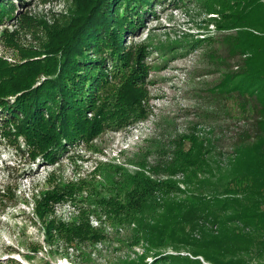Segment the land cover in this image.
<instances>
[{
  "label": "trees",
  "instance_id": "1",
  "mask_svg": "<svg viewBox=\"0 0 264 264\" xmlns=\"http://www.w3.org/2000/svg\"><path fill=\"white\" fill-rule=\"evenodd\" d=\"M165 1L78 0L69 24L38 52H21L20 62L0 58V131L5 138H23L31 159L54 164L68 147L87 145L105 129L143 118L148 53L143 46L126 47L124 39ZM183 1L170 0L174 5ZM224 1L231 13L223 20L235 29L225 38L229 58L240 60L209 91L223 97L231 126L221 127L220 137L210 128L174 141L172 158L163 168L181 172L185 191L117 167L123 178L107 197L84 180L44 193L35 201V213L46 240L62 241V252L107 238L102 227L90 224V213L99 212L97 220L103 216L115 232L133 225L130 244L185 246L210 264H264V0ZM11 21L36 25L27 13H17L10 0H0V26ZM224 134H230L229 151L224 142L219 146ZM17 151L24 152L18 146ZM83 190L95 197L76 219L45 221L51 204L74 200ZM206 225L214 231L205 232ZM194 233L203 239H193ZM148 264H185V258L157 252Z\"/></svg>",
  "mask_w": 264,
  "mask_h": 264
},
{
  "label": "rangeland",
  "instance_id": "2",
  "mask_svg": "<svg viewBox=\"0 0 264 264\" xmlns=\"http://www.w3.org/2000/svg\"><path fill=\"white\" fill-rule=\"evenodd\" d=\"M10 1L17 13H27L36 25L21 27L11 21L0 26V58L9 63L20 62L21 52H38L43 44L47 45L69 24L79 6L78 0ZM225 3L184 0L174 5L166 0L147 12L137 33L125 36L126 47L143 46L148 53L146 98L142 101L145 115L135 123L105 129L87 145L68 147L54 164H46L38 156L31 159V147L23 138L9 140L0 131V264H148L157 252L185 258V264H210L185 246L156 249L144 241L130 244L133 225L118 226L115 232L103 216L97 220L99 212L90 213V224L102 227L107 238L94 245L73 244L62 252V241L46 240L44 224L35 213V201L46 192L71 183L77 185L80 180L92 183L99 196L107 197L118 190L113 183L123 178L117 167L129 176L141 171L153 181H169L181 190L187 189L181 172L171 174L163 168L172 158L174 141L210 128L215 137H220V128L226 131L232 124L222 109L223 97L209 91L222 74L235 71L240 60L229 58L225 43L235 30L223 20L231 13ZM229 135L224 134L219 142L220 147L225 143L226 151L230 150ZM184 141L187 147V139ZM17 146L24 152H18ZM151 168L157 172L152 173ZM74 197L51 204L52 213L45 221L76 219L80 208L88 207L87 201L95 196L83 190ZM212 231L214 228L205 226V232ZM192 237L203 239L198 233Z\"/></svg>",
  "mask_w": 264,
  "mask_h": 264
}]
</instances>
